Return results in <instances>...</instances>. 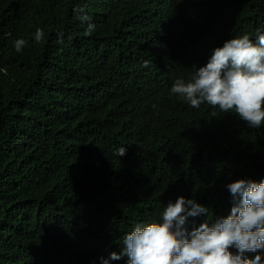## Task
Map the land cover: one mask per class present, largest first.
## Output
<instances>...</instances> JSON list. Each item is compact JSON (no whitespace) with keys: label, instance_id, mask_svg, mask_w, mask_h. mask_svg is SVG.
<instances>
[{"label":"trees","instance_id":"obj_1","mask_svg":"<svg viewBox=\"0 0 264 264\" xmlns=\"http://www.w3.org/2000/svg\"><path fill=\"white\" fill-rule=\"evenodd\" d=\"M258 29L264 0H0V264H99L180 196L226 217L264 125L169 90Z\"/></svg>","mask_w":264,"mask_h":264},{"label":"clouds","instance_id":"obj_2","mask_svg":"<svg viewBox=\"0 0 264 264\" xmlns=\"http://www.w3.org/2000/svg\"><path fill=\"white\" fill-rule=\"evenodd\" d=\"M96 25L88 23L86 33ZM35 43L45 36L38 28ZM17 53L24 39L12 42ZM185 80L177 78L169 92L193 109L202 104L222 113H235L249 129L264 125V33L255 40L242 34L211 50L203 66ZM120 147L115 155H125ZM231 208L224 217L208 219L210 210L194 199L177 197L163 208L158 220L138 223L122 237L119 253L99 257V264L127 258L126 264H264V180L239 179L224 185ZM207 217L198 226L197 218ZM191 218V219H190ZM248 254H254L249 258Z\"/></svg>","mask_w":264,"mask_h":264}]
</instances>
